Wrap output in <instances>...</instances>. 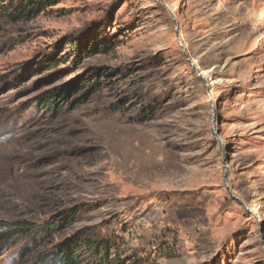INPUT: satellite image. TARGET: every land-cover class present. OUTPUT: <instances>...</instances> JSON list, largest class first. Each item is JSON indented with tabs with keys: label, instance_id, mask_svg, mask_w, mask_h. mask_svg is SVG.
<instances>
[{
	"label": "rangeland",
	"instance_id": "1",
	"mask_svg": "<svg viewBox=\"0 0 264 264\" xmlns=\"http://www.w3.org/2000/svg\"><path fill=\"white\" fill-rule=\"evenodd\" d=\"M2 5L0 264H264V0Z\"/></svg>",
	"mask_w": 264,
	"mask_h": 264
},
{
	"label": "trees",
	"instance_id": "2",
	"mask_svg": "<svg viewBox=\"0 0 264 264\" xmlns=\"http://www.w3.org/2000/svg\"><path fill=\"white\" fill-rule=\"evenodd\" d=\"M9 8L2 5L0 10L1 17H8L10 15ZM58 95H54L51 98H48L47 102L52 105L57 99ZM53 99V100H50ZM30 230L28 228H21L20 231H15L14 233H5L0 234V256L4 255L9 249L10 241L15 236H28ZM82 245L91 250L96 251H105L107 254L114 249L112 241L101 240V241H92L90 239L81 240L80 236L67 240L63 243H59L53 247L50 254H42L35 261V264H82L79 258V249L82 248Z\"/></svg>",
	"mask_w": 264,
	"mask_h": 264
},
{
	"label": "bare ground",
	"instance_id": "3",
	"mask_svg": "<svg viewBox=\"0 0 264 264\" xmlns=\"http://www.w3.org/2000/svg\"><path fill=\"white\" fill-rule=\"evenodd\" d=\"M202 77V76H201Z\"/></svg>",
	"mask_w": 264,
	"mask_h": 264
}]
</instances>
